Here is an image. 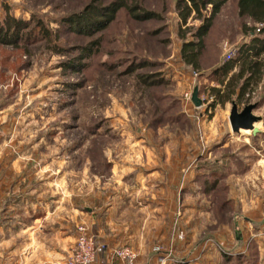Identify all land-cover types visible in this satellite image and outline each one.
I'll return each mask as SVG.
<instances>
[{"label":"rangeland","instance_id":"1","mask_svg":"<svg viewBox=\"0 0 264 264\" xmlns=\"http://www.w3.org/2000/svg\"><path fill=\"white\" fill-rule=\"evenodd\" d=\"M121 2L125 5L118 8ZM178 3L183 5L182 0H0V24L7 17L26 22L17 43L0 41V179L5 182L0 197L13 194L15 184L18 195L38 188L56 205L87 213L96 235L116 229L114 234L133 235L148 250L176 241L175 214L181 212L174 193H185L189 185L186 180L179 189L175 168L181 162L185 171L217 139L207 142L197 115L208 104L204 98V104L192 100L194 90L200 99L199 76L211 71L194 70L180 53L203 21L192 19V12L181 22ZM235 4L227 0L203 38L208 63L222 64L228 51L234 58L238 47L251 42L242 34ZM88 7L87 13L94 7L98 14L93 24L83 21ZM260 83L249 103L259 102L255 112L264 116V75ZM226 121L217 122L229 125ZM256 125L255 140L250 131L232 132L236 142L211 157L218 162L202 160L204 171L215 175L195 184L212 208L209 225L198 219L201 239L212 234L228 239L235 216L264 220V163L246 180H228L222 173V163L226 168L232 162L225 153L264 154V118ZM253 164L234 160L232 166ZM196 191L186 192V207L198 199ZM110 207L114 217L106 220ZM144 207L151 208L154 220L149 229L138 222Z\"/></svg>","mask_w":264,"mask_h":264},{"label":"crops","instance_id":"2","mask_svg":"<svg viewBox=\"0 0 264 264\" xmlns=\"http://www.w3.org/2000/svg\"><path fill=\"white\" fill-rule=\"evenodd\" d=\"M234 9L237 15L236 4ZM205 56L204 50L199 61L200 67L202 70L209 69L211 75H206L205 77L199 76V78H202V82L199 80L197 86L201 88V92H199L200 103L204 104L202 102L204 98L208 106L205 109L200 106L197 110V115H199L200 126L206 128L205 133L207 135L205 136H207V142L208 140L217 139L212 143H208L206 152L199 154L196 162H192V165L186 168L185 171L181 162L179 163V168H175L177 170L175 172L176 182H181L179 189H183L184 181L187 180L189 186L186 188L192 191L197 190L195 184H199L198 181L208 180L215 175L214 171H204L202 160H213L210 161L211 163L218 162L220 159L215 157L211 159L215 152L224 150L236 142V139L231 135L233 131L231 130L229 121H226L229 125H225L224 123L220 126L217 122L219 117L228 120L232 101L237 103L238 108H242L246 104L242 102L244 100L243 97L237 100L235 95L223 104L214 100L215 96L210 89L219 88L222 92L223 86L226 84L229 76L237 71L238 64H234L229 71L224 73L213 70L221 64L215 62L208 63L205 61ZM199 74L201 75V72ZM260 85L259 81L252 88L258 89ZM248 91L250 89L246 90L245 94ZM211 101L213 103L210 108ZM257 103V108H260L259 102ZM255 111H253L254 114L262 116V119L264 118L262 114H257ZM208 112L211 114L213 112V114L212 116L210 115L211 118L206 119L207 115L205 114ZM213 118L214 122L212 123ZM255 139L256 136L253 135V140ZM229 157L232 158L229 167L224 168V163H222V173L224 177L225 175L227 176L228 180H246L247 175L251 174L249 172L261 169L259 166H262L264 163L263 153L251 156L246 155V153L235 155L228 152L223 155V158L227 159ZM234 160L243 164H247L248 160H251L254 164L250 169L244 166L241 169L236 167V170H234L232 166ZM262 171H264V167L260 173ZM3 183H5L4 180L0 179V185ZM11 189L13 190L10 192L13 194L7 193L0 197V264H65V260L70 254L69 251L75 242L76 226L82 223L88 226V224L91 225L94 222L88 220L87 213L84 214L81 209L76 212V210L71 209L67 205H56L54 199L44 197L42 193L38 192V188L30 190L22 189L19 195L15 193V189H17L16 184ZM188 190L185 193L182 191L183 193H180V195L174 193V197L178 200L177 207H180L179 211L181 212V214L178 212L175 214L177 238L175 242L168 243L165 240V243L159 242V244L154 245L148 250L145 247H140L142 242L140 239L132 240L133 235L128 239V237L120 234H114L116 229H114V233L105 232L100 234L97 232V235L111 246H129L134 249L137 253L136 264H156V255L162 249L171 251L175 259L174 264H221V260L222 264H264V220L259 222L253 220L255 222L253 223L252 219L250 220L247 215H243L242 218L235 216L233 227H236L232 229L228 239H217L216 234L203 236V239H201L198 236V223L200 221L198 219L208 221L206 225H209L212 222V218L210 217L212 208H209L208 204L204 205L203 189L199 193L196 191L194 196L198 199L194 201L192 199L194 203L186 207L185 204L188 200L186 192ZM241 208L242 212H244L245 207L242 206ZM262 211L260 209V212ZM141 212L139 214H143V217L138 220L139 225L149 229L152 221L154 222L150 217L151 208L144 207ZM245 212L244 214H252V211ZM113 214V208L110 207L106 211V220L114 217ZM123 217H126L125 213H123ZM161 218L159 217L160 222L165 220V218L163 220ZM259 219L261 220V218ZM88 227L92 230L90 226ZM118 230L121 231L120 228ZM178 231L183 233L184 237L182 239L178 238ZM232 235L235 237H232ZM163 236L166 238V232Z\"/></svg>","mask_w":264,"mask_h":264},{"label":"trees","instance_id":"3","mask_svg":"<svg viewBox=\"0 0 264 264\" xmlns=\"http://www.w3.org/2000/svg\"><path fill=\"white\" fill-rule=\"evenodd\" d=\"M182 2L183 5L182 3L176 5L181 22L186 23L192 12L194 14L191 17L192 19L196 18L203 21L200 26L196 27L193 33L194 40L185 41L180 52L183 62L198 71L200 57L204 52L203 37L209 31L213 18L219 13L227 0H182ZM124 5L121 2L117 6L119 8ZM236 8L238 17L242 19V34L248 35L251 42L238 47L236 51L237 55L234 58L231 57L225 60V62L213 69L226 73L234 64H238L237 71L229 76L226 84L223 86L222 92L219 88L210 89L215 96L214 100L221 104L230 100L234 95L237 100L243 97L244 100L242 102L247 103L249 99L245 97V91L248 89L250 91L253 90L252 87L257 85L264 75V0H237ZM112 10H114V7ZM88 11H90V7L86 8L83 13L85 17L83 21L84 23L88 21V24H93L96 21L92 18H95L98 14H96L94 7H92V12L87 13ZM111 18L112 16L108 18V21ZM25 25V21L17 20L14 17H7L0 24V41L5 44L17 43L19 32L26 28ZM93 26L96 27V25ZM211 102L213 103V101ZM204 181L207 182L208 180Z\"/></svg>","mask_w":264,"mask_h":264},{"label":"built area","instance_id":"4","mask_svg":"<svg viewBox=\"0 0 264 264\" xmlns=\"http://www.w3.org/2000/svg\"><path fill=\"white\" fill-rule=\"evenodd\" d=\"M232 50L228 51L226 59L231 58ZM197 75V72H194ZM257 95V90H252L245 94L248 102L253 101ZM200 100V99H199ZM264 177V171L262 172ZM184 237L178 231V238ZM137 253L129 246H111L104 242L98 235L94 234L86 224L76 226V237L73 249L65 264H136ZM156 264H174L175 259L170 250H159L156 255Z\"/></svg>","mask_w":264,"mask_h":264},{"label":"water","instance_id":"5","mask_svg":"<svg viewBox=\"0 0 264 264\" xmlns=\"http://www.w3.org/2000/svg\"><path fill=\"white\" fill-rule=\"evenodd\" d=\"M192 100L196 105L200 103L195 90L192 94ZM257 105L258 103L255 101L246 103L242 108H238L235 101L231 102L228 121L233 132L238 133L241 129L250 131L252 135H256L259 132L256 124L262 120V116L253 113Z\"/></svg>","mask_w":264,"mask_h":264},{"label":"bare ground","instance_id":"6","mask_svg":"<svg viewBox=\"0 0 264 264\" xmlns=\"http://www.w3.org/2000/svg\"><path fill=\"white\" fill-rule=\"evenodd\" d=\"M246 131H248V130H246Z\"/></svg>","mask_w":264,"mask_h":264}]
</instances>
